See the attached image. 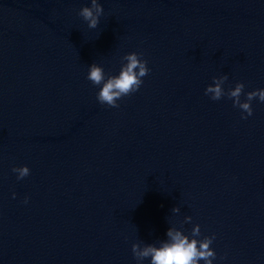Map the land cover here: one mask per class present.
Masks as SVG:
<instances>
[{"label": "water", "instance_id": "water-1", "mask_svg": "<svg viewBox=\"0 0 264 264\" xmlns=\"http://www.w3.org/2000/svg\"><path fill=\"white\" fill-rule=\"evenodd\" d=\"M98 3L91 29L90 0H0V264H137L132 243L196 224L212 264H264V102L204 94L264 89V0ZM130 52L148 75L100 104L88 66Z\"/></svg>", "mask_w": 264, "mask_h": 264}, {"label": "clouds", "instance_id": "clouds-1", "mask_svg": "<svg viewBox=\"0 0 264 264\" xmlns=\"http://www.w3.org/2000/svg\"><path fill=\"white\" fill-rule=\"evenodd\" d=\"M103 14V8L98 0H90V6L81 7L78 15L87 22L91 29H95L99 23V17ZM142 53L130 52L122 57L125 63H121L117 75L106 74L103 67L96 63H91L88 66L86 79L94 86H99L96 93L97 101L102 105L117 108V101L123 97L129 96L136 92L143 83L142 77L148 75L150 69L147 67V61L142 58ZM228 80L227 75L212 77L213 83L206 86L204 94L209 96L213 101H218L222 97L227 96L232 100L233 107H238L242 110L241 119H246L253 114L251 102L253 99H258L259 102H264V89H255L244 92L245 85L242 82L235 83L234 87L225 90L223 85ZM244 95V100H241V95ZM12 172L17 174V179H23L29 175L27 166L13 167ZM15 197V193H13ZM27 197L24 202L27 203ZM180 209L173 207L172 212L178 213ZM191 222L190 216H185L182 223ZM200 233V226L193 225L191 230V238L189 235L175 227H169L166 231L165 240L159 242V246L153 244H142L134 242L131 245L133 257L140 264L146 258H150V264H198L200 260L204 264H212L216 258V254L210 247L214 240L213 236H204L202 239H197Z\"/></svg>", "mask_w": 264, "mask_h": 264}]
</instances>
